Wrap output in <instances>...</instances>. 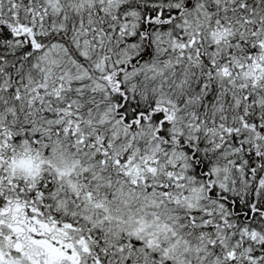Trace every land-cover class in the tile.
<instances>
[{"label": "snow or ice", "instance_id": "6c2138e0", "mask_svg": "<svg viewBox=\"0 0 264 264\" xmlns=\"http://www.w3.org/2000/svg\"><path fill=\"white\" fill-rule=\"evenodd\" d=\"M0 264H264V0H0Z\"/></svg>", "mask_w": 264, "mask_h": 264}]
</instances>
